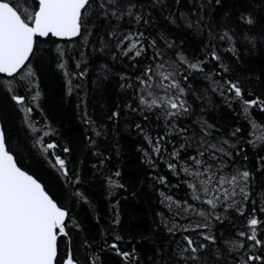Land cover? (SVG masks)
Wrapping results in <instances>:
<instances>
[{
	"label": "snow or ice",
	"instance_id": "6c2138e0",
	"mask_svg": "<svg viewBox=\"0 0 264 264\" xmlns=\"http://www.w3.org/2000/svg\"><path fill=\"white\" fill-rule=\"evenodd\" d=\"M246 57L260 58L259 71H241ZM49 61L77 96L78 145L42 107ZM93 71V88L118 77L123 97L99 121L89 114ZM0 93L24 133L14 139L0 110V264H105V254L118 264H264V120L255 115L264 114V0H0ZM222 106L236 116L227 128L211 118ZM122 125L150 172L140 188L150 185L162 206L151 234L122 232L120 200L137 195L108 142ZM85 165L106 187V224ZM81 205L103 224L97 235ZM161 230L168 239L157 243ZM144 239L155 245L147 258Z\"/></svg>",
	"mask_w": 264,
	"mask_h": 264
},
{
	"label": "trees",
	"instance_id": "16d2710c",
	"mask_svg": "<svg viewBox=\"0 0 264 264\" xmlns=\"http://www.w3.org/2000/svg\"><path fill=\"white\" fill-rule=\"evenodd\" d=\"M229 3L242 7L246 6L247 0H229ZM192 43L194 46V41ZM245 63L247 67L241 69L242 72L259 71L261 60L259 57H246ZM95 79V71L90 72L88 83V88L90 89L89 114L99 121L103 118L106 111L123 97L118 87V77L104 81L101 88H93L91 81ZM197 83L201 82L198 81ZM42 92V107L55 122V126L59 128L63 139L72 142L74 145L80 144L84 139V129L86 126L81 122V118L77 112V96L75 93L71 97L66 95L65 78L61 71L56 68L53 61L48 62L45 74L42 77ZM80 95L82 96L83 92ZM220 103L222 104V102ZM0 110H7L9 114L8 127L10 135L14 139L23 141L24 133L20 128V120L13 110L12 104L3 93H0ZM255 115L257 120H264V114L256 112ZM211 118L225 128L236 123L235 113L224 106L220 107L218 111L211 113ZM114 132L115 135H110L108 142L110 145H115L120 149V160L125 174L124 179L137 189L135 197L126 194L128 195V199L120 200L122 232L125 235L134 236H139L141 233L151 234L154 221L155 223H159V217L156 216V212L162 210V206L159 203L157 191L152 190L150 185H145L143 189L140 188V182L145 181L150 175L146 166L140 162L141 154L136 151L141 141L129 136L123 125L118 130L114 129ZM256 136L264 137V125L257 127ZM78 155L83 157L84 150L78 149ZM26 162L35 170L40 171L46 181H50L55 185L56 174L54 171L45 168L39 162L38 157H31ZM84 175L85 179L88 180L85 190L96 206V213L101 217L103 224H106L107 219L111 216L106 187L103 185L102 180L91 177V172L87 165H85ZM156 187L157 189H161L163 186L157 185ZM163 190L168 191L167 189ZM78 215L84 222L86 230L92 235H97L99 228L103 224L99 226L96 224L95 216L89 206L81 205L78 208ZM154 239L157 243H164L168 237L161 230L156 233ZM154 247L155 245L152 240L149 239H144L137 244L140 254L145 258L153 254ZM104 260L105 264H118L119 258L105 254Z\"/></svg>",
	"mask_w": 264,
	"mask_h": 264
}]
</instances>
